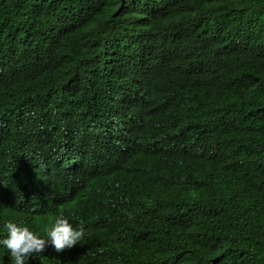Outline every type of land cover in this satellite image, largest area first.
Segmentation results:
<instances>
[{
    "label": "trees",
    "instance_id": "trees-1",
    "mask_svg": "<svg viewBox=\"0 0 264 264\" xmlns=\"http://www.w3.org/2000/svg\"><path fill=\"white\" fill-rule=\"evenodd\" d=\"M56 216L27 264H264V0H0V237Z\"/></svg>",
    "mask_w": 264,
    "mask_h": 264
},
{
    "label": "clouds",
    "instance_id": "clouds-1",
    "mask_svg": "<svg viewBox=\"0 0 264 264\" xmlns=\"http://www.w3.org/2000/svg\"><path fill=\"white\" fill-rule=\"evenodd\" d=\"M42 228L17 220L4 222L5 235L0 237V247L7 250L11 264H27L30 257L39 255L49 245L54 253L72 248L84 237V228L74 226L64 216H56L54 222L40 232Z\"/></svg>",
    "mask_w": 264,
    "mask_h": 264
}]
</instances>
